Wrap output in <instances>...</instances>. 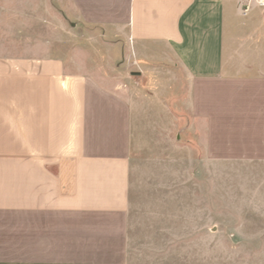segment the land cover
<instances>
[{
    "label": "crops",
    "instance_id": "1",
    "mask_svg": "<svg viewBox=\"0 0 264 264\" xmlns=\"http://www.w3.org/2000/svg\"><path fill=\"white\" fill-rule=\"evenodd\" d=\"M67 1L149 81L184 71L209 158L255 168L264 207L258 0ZM164 94L105 87L76 57L0 56V264H211L210 251H130L132 129Z\"/></svg>",
    "mask_w": 264,
    "mask_h": 264
},
{
    "label": "rangeland",
    "instance_id": "2",
    "mask_svg": "<svg viewBox=\"0 0 264 264\" xmlns=\"http://www.w3.org/2000/svg\"><path fill=\"white\" fill-rule=\"evenodd\" d=\"M80 24L67 0H0V56L76 57L105 87L165 93L149 97L156 111L132 129L130 251H210L211 264H264L255 168L209 158L206 121L193 116L184 71L149 81L112 33ZM81 27L92 36L85 43Z\"/></svg>",
    "mask_w": 264,
    "mask_h": 264
},
{
    "label": "built area",
    "instance_id": "3",
    "mask_svg": "<svg viewBox=\"0 0 264 264\" xmlns=\"http://www.w3.org/2000/svg\"><path fill=\"white\" fill-rule=\"evenodd\" d=\"M258 4L264 8V0H258Z\"/></svg>",
    "mask_w": 264,
    "mask_h": 264
}]
</instances>
